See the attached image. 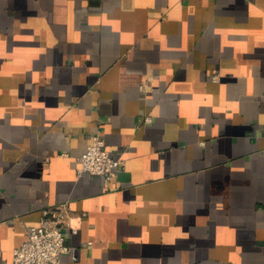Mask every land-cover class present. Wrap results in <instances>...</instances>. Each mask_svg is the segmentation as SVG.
Listing matches in <instances>:
<instances>
[{
    "label": "crops",
    "instance_id": "obj_1",
    "mask_svg": "<svg viewBox=\"0 0 264 264\" xmlns=\"http://www.w3.org/2000/svg\"><path fill=\"white\" fill-rule=\"evenodd\" d=\"M65 201L59 264H264V0H0V264Z\"/></svg>",
    "mask_w": 264,
    "mask_h": 264
},
{
    "label": "built area",
    "instance_id": "obj_2",
    "mask_svg": "<svg viewBox=\"0 0 264 264\" xmlns=\"http://www.w3.org/2000/svg\"><path fill=\"white\" fill-rule=\"evenodd\" d=\"M100 133L98 127L91 134L90 141L78 156L80 164L77 171L111 179L122 168V160L110 155ZM69 219L70 206L67 201L42 208L38 222L26 227L24 240L12 249V263L59 264L60 255L67 252L72 253L75 259L73 249L66 243L63 234L66 227L76 232V226L68 224Z\"/></svg>",
    "mask_w": 264,
    "mask_h": 264
}]
</instances>
